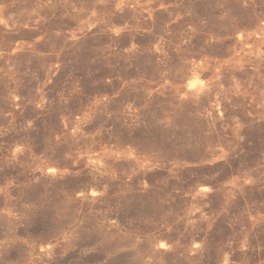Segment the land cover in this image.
Wrapping results in <instances>:
<instances>
[{
    "label": "rangeland",
    "instance_id": "rangeland-1",
    "mask_svg": "<svg viewBox=\"0 0 264 264\" xmlns=\"http://www.w3.org/2000/svg\"><path fill=\"white\" fill-rule=\"evenodd\" d=\"M0 264H264V0H0Z\"/></svg>",
    "mask_w": 264,
    "mask_h": 264
}]
</instances>
